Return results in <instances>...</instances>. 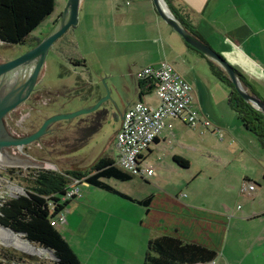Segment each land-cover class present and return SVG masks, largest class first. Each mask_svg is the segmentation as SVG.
I'll list each match as a JSON object with an SVG mask.
<instances>
[{
  "label": "rangeland",
  "instance_id": "rangeland-1",
  "mask_svg": "<svg viewBox=\"0 0 264 264\" xmlns=\"http://www.w3.org/2000/svg\"><path fill=\"white\" fill-rule=\"evenodd\" d=\"M65 6L62 8V3L58 0L54 8L56 18L63 13ZM47 24L48 22L41 23L26 38L23 45H7L0 42V63L26 52L35 44L37 38L41 39L49 32L51 26ZM108 24L104 22L103 30L96 31L89 27L92 25L90 22L85 24L78 21L76 26L71 27L57 40L55 47L53 46L46 56L42 73L29 98L4 119L7 132L11 136L17 138L27 136L37 130L48 117L68 114L93 105L88 95L94 90V86L97 85L104 92L103 96L105 91L109 93L104 77H101L104 74H100L103 69L107 70V73H110L111 69L117 72L118 66L123 71L129 66L128 60L138 59L141 57L140 54L144 53L145 47H151L149 43L144 45L140 43L139 34L115 36L109 31L111 23ZM187 59L190 63L185 62V71L178 73L192 87L194 107L198 109L199 117H204L203 113H208V117H205L210 122L207 129L200 125L194 129L190 128L192 134L189 139L198 146L199 153L193 156L189 169L180 170L164 154L163 159L160 158V163L172 164L176 171L169 168L159 170L157 162H154L155 156L148 154L147 163L157 170L158 181L151 178V182H148L136 177L125 182L103 180L115 192L88 184L79 185L78 196L67 205L74 207L72 205L76 204L69 228L73 235L68 231H62L68 228L64 224L58 225L57 230L61 236L69 240L73 251L79 255L83 263L85 256L86 259L91 258L89 264H107L111 259V251L117 244L127 243L133 247L138 245L142 238L146 239L143 230L138 226L144 207L134 201L146 199V196L154 191L152 185L177 194L179 200L186 203L189 208L207 209L215 212L214 215L223 217H235L240 209L249 208L255 200L256 195L251 196L253 193L247 195L241 192L244 184L248 183L245 179L251 180L256 190L260 185L264 186L261 177L264 171V151L256 135L245 129L229 104L231 90L214 76L207 58ZM72 61H82L83 65L75 66ZM140 62H143V59ZM192 77L200 78L205 87L206 96L202 101L205 106L204 112L191 81ZM19 78L20 75L15 80ZM118 81L121 83L119 78ZM253 83L264 97V81L260 82L261 84ZM127 85L130 88L129 78ZM150 96L152 102H155V97L152 95L148 97ZM102 106L113 108V114H117L120 108L119 103L110 95ZM113 114L104 119L98 132L85 143H80L81 137L85 135L83 130L91 123L94 113L56 122L50 127L48 134L26 147L7 148L4 151L6 160L0 162V204L6 198L24 194L21 185H18L20 183L18 179L15 175L7 174L6 169L25 171L41 167L54 171H86L104 151L105 156L114 160L116 152L113 137L119 125V117H114ZM219 137H222L221 141ZM12 186L17 192L11 190ZM261 197L264 200V190ZM231 228H235L237 233L243 231L242 227L239 229L235 225ZM19 236L24 239L23 235ZM238 237L234 233L233 242ZM219 248L220 254L215 261L225 253L223 240L221 247L219 243ZM244 249L245 246L242 244L236 246L235 264H240L239 256ZM226 251L229 254V250ZM4 253L19 257L22 261L19 263L8 261L3 257ZM54 261L51 254L32 255L0 243V264H53Z\"/></svg>",
  "mask_w": 264,
  "mask_h": 264
},
{
  "label": "crops",
  "instance_id": "crops-1",
  "mask_svg": "<svg viewBox=\"0 0 264 264\" xmlns=\"http://www.w3.org/2000/svg\"><path fill=\"white\" fill-rule=\"evenodd\" d=\"M67 1L59 0L62 3V8L67 4ZM57 2L58 0H54V8ZM167 2L183 19V22L196 32L199 40L220 54L240 74L245 83L246 91L264 101V97L259 93L260 90L253 83L261 84L260 82L264 81V0H167ZM60 15L56 18L53 9V12L44 19L43 22H48L51 26L45 36L50 33ZM78 21L85 24L90 22L92 25L89 27L96 29V31L103 30L104 22L106 24L109 22L112 25L109 31L115 36L139 34L142 45L151 44V47L144 48V53L140 54L141 57L128 60L129 66L125 70L121 71L116 66L117 72L111 69L110 73H107V70L103 69L100 73L101 75L104 74L101 77H104L103 80L108 86L109 95L115 102L119 103L120 108L117 114H113L114 109L110 106H102L99 110L106 111V117L110 114L119 117L117 130L121 124L120 117L133 103L157 104L155 98V102H152L151 96L148 97L149 95L155 97L153 90L140 95L142 89H140L139 81L136 79V74L139 71L147 67H155L160 62H166L177 73H180L185 71V64L190 63L187 58L204 59L159 19L151 0H79L77 23ZM41 39L37 38V40ZM141 59L143 62H140ZM128 78L131 81L130 88L127 85ZM191 81H193L196 91L198 87L203 101L206 90L202 80L198 77H192ZM103 95L104 92L96 85L88 96L91 99V104H94ZM202 107L205 110L204 104ZM165 122L170 125V128L166 127L145 152L147 154L144 153L145 162L147 163L146 156L153 154L155 156L154 162H157L156 165L159 170L163 168L174 171L176 168L178 170L189 169L193 156L199 153L198 146L189 139L192 134L190 127L180 119L167 118ZM116 132L113 137L115 151ZM164 154L171 159L176 168L172 164L160 163V158L163 159ZM100 157L109 156H105L104 151L95 161ZM175 157L182 160L186 167H181L175 163ZM109 158L112 159V157ZM147 164L152 167L150 163ZM154 171L155 176L143 180L151 182L150 179L153 178L158 181L157 170ZM263 173L264 171H262L261 177ZM245 180L248 183L244 185L251 184V180ZM152 187L154 191L146 196V199L151 197V200L147 207L143 206L144 212L138 222V226L143 230L146 239L142 238L138 245L133 247L127 243L113 245L115 248L111 251V259L107 264H143L149 240L160 235H170L186 242L204 245L216 250L218 255L220 254L219 243L221 247L223 240L225 253L228 249L229 254L222 253L219 259L206 264H235L237 257L235 250L236 246L240 244L245 246L239 256L240 264L244 262L264 264V200L261 197L264 186L260 185L258 190L254 187V190L249 193L242 192L241 189L242 193L247 195L253 193L251 196H256L250 207L245 210L240 209L235 217L217 216L214 215L215 212L207 209L189 208L186 203L179 200L177 194L159 189L157 186L152 185ZM256 200L258 201L255 202ZM72 206L76 207V204ZM67 207L63 213L66 221L64 225H67L68 228H64L62 231H68L73 235L69 228L70 220H73L74 207ZM233 220L237 222H233ZM232 225L239 229L242 227L243 231L237 233L235 228H231ZM234 233L239 237L233 242ZM64 239L69 244V240ZM85 248L88 249V246ZM75 255L81 264H89V260H91V258L86 259L84 256L85 263H83L79 255L77 253Z\"/></svg>",
  "mask_w": 264,
  "mask_h": 264
},
{
  "label": "trees",
  "instance_id": "trees-1",
  "mask_svg": "<svg viewBox=\"0 0 264 264\" xmlns=\"http://www.w3.org/2000/svg\"><path fill=\"white\" fill-rule=\"evenodd\" d=\"M164 1L178 22L190 34L198 38L196 32L183 22L167 0ZM53 9L54 0H0V42L7 45H23L26 38L53 12ZM39 41L37 40L35 44ZM207 61L212 73L231 90L229 104L245 129L256 135L264 151V115L244 102L234 90L227 75L213 62ZM72 63L75 66L83 65L82 61H72ZM233 70L245 89L242 77L234 68ZM139 87L142 89L140 95H144L154 89V84L150 80L139 81ZM145 88H147L146 92H144ZM105 118L106 111L94 112L91 123L83 130L85 135L81 137L80 143H85L97 133ZM174 162L181 167H186L177 157L174 158ZM6 172L15 175L24 194L6 198L1 202L0 227L22 234L24 239L35 247L50 250L55 258L53 264H81L69 244L58 232L57 227L50 225V222L62 213L71 201L64 202L61 197L72 179L83 180L84 183L95 188L115 192L103 180L114 179L125 182L133 178L117 169L109 157H100L86 171L29 168L25 171L6 169ZM262 179L264 181V173ZM150 200L151 197H148L143 201L134 202L147 207ZM217 256L216 250L204 245L186 242L170 235H160L149 240L143 264H206L214 261ZM3 257L15 263L22 261L21 258H15L14 255H6V253Z\"/></svg>",
  "mask_w": 264,
  "mask_h": 264
},
{
  "label": "water",
  "instance_id": "water-1",
  "mask_svg": "<svg viewBox=\"0 0 264 264\" xmlns=\"http://www.w3.org/2000/svg\"><path fill=\"white\" fill-rule=\"evenodd\" d=\"M151 1L153 8L159 18L172 31L180 36L185 44L217 65L227 75L239 97L244 102L250 104L253 109L264 115V102L251 95L243 88L232 66L220 54L216 53L208 45L190 34L173 16L164 0ZM78 7L79 0H68L63 13L60 15L56 24L47 36L42 38L37 44L29 48L26 52L14 57L11 60L0 63V154L3 155V157L6 156L4 151L7 148H22L37 142L43 136L49 133V129L54 123L92 114L99 110L102 107V104L108 100L109 93L108 91H105V96L101 97L95 104L68 114H59L48 117L42 122L37 130L24 137L17 138L11 136L7 132L4 124L6 115L24 103L33 92L40 74L42 73L43 65L51 46L70 27L77 24ZM18 75H20V78L15 80ZM197 91L201 104L202 99L198 87ZM201 108H203L202 104ZM203 110L204 109H202V111ZM203 114L207 117V114ZM122 118L123 116L120 117L121 121ZM6 230H9L13 234L17 235L10 229ZM47 251L52 255L50 250Z\"/></svg>",
  "mask_w": 264,
  "mask_h": 264
},
{
  "label": "built area",
  "instance_id": "built-area-1",
  "mask_svg": "<svg viewBox=\"0 0 264 264\" xmlns=\"http://www.w3.org/2000/svg\"><path fill=\"white\" fill-rule=\"evenodd\" d=\"M136 79L153 82L157 104L136 102L125 110L115 135L116 156L113 162L123 173L143 180L155 176L154 169L145 162L144 153L166 127L170 128L165 122L167 118L180 119L190 128L200 125L207 129L210 122L205 116L199 117V111L193 105L192 87L168 63L160 62L155 67L144 68L136 74ZM216 131L219 132L218 129ZM81 184L87 185L83 180L72 179L61 200L65 202L76 198ZM253 190V184L242 188V192ZM65 222L62 212L50 225L57 227Z\"/></svg>",
  "mask_w": 264,
  "mask_h": 264
},
{
  "label": "bare ground",
  "instance_id": "bare-ground-1",
  "mask_svg": "<svg viewBox=\"0 0 264 264\" xmlns=\"http://www.w3.org/2000/svg\"><path fill=\"white\" fill-rule=\"evenodd\" d=\"M3 155L0 154V162L4 161ZM6 160V159H5ZM9 188V187H8ZM12 191L17 192V189L12 186ZM0 243L4 245H10L16 247L24 252L37 256H48L50 253L43 248L35 247L29 244L26 240L22 239L21 236L15 235L9 230L0 227Z\"/></svg>",
  "mask_w": 264,
  "mask_h": 264
}]
</instances>
